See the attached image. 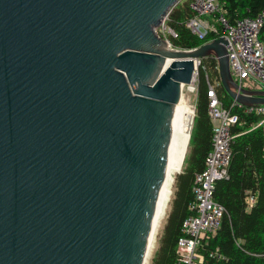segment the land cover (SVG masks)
<instances>
[{
  "label": "water",
  "instance_id": "1",
  "mask_svg": "<svg viewBox=\"0 0 264 264\" xmlns=\"http://www.w3.org/2000/svg\"><path fill=\"white\" fill-rule=\"evenodd\" d=\"M180 1L0 0V264H144L196 62L264 105L158 35Z\"/></svg>",
  "mask_w": 264,
  "mask_h": 264
},
{
  "label": "trees",
  "instance_id": "2",
  "mask_svg": "<svg viewBox=\"0 0 264 264\" xmlns=\"http://www.w3.org/2000/svg\"><path fill=\"white\" fill-rule=\"evenodd\" d=\"M190 2L181 0L165 21V26L173 33L165 35L173 48L192 50L221 37L217 33H208L200 39L187 28V22L195 16ZM219 3L231 24L264 14V0H219ZM259 38L264 42V25ZM209 84H217L216 94L225 108L233 103L221 84L217 60L213 57L201 59L190 144L182 171L175 178L171 211L152 264L177 263L184 221L194 214L190 210L195 200L193 185L196 175L205 169L213 138ZM233 112L240 120L231 130L235 139L228 176L216 183L214 193L215 201L225 212L219 230L198 247V253L204 258V264H264V125L253 129L262 117L245 115L237 108ZM250 195L257 198L251 208L247 204ZM248 208L250 212L246 211ZM217 248L225 257L219 262L210 257Z\"/></svg>",
  "mask_w": 264,
  "mask_h": 264
},
{
  "label": "built area",
  "instance_id": "3",
  "mask_svg": "<svg viewBox=\"0 0 264 264\" xmlns=\"http://www.w3.org/2000/svg\"><path fill=\"white\" fill-rule=\"evenodd\" d=\"M190 9L195 16L186 26L195 36L204 39L208 33H217L227 40L230 69L236 83L248 89H253L252 86L255 85V88L264 91V42L259 38L264 25V14L231 24L219 0H191ZM163 25L165 26V22ZM170 33L173 34L172 31ZM196 64L194 83L198 81L201 59ZM192 85L195 91L196 87ZM216 87L217 84H209L208 90L209 115L213 124L212 146L205 160L204 171L195 177V200L190 205L194 214L184 221L182 236L178 241L179 258L176 264H204L198 247L220 228L225 210L215 201L214 193L216 183L228 176L235 139L231 130L240 120L233 109L237 108L245 115L262 117L253 129L264 125V105L246 107L233 100L231 106L225 108L216 94ZM256 200L253 195L247 198L249 208L255 205ZM210 257L218 262L225 259L218 248Z\"/></svg>",
  "mask_w": 264,
  "mask_h": 264
},
{
  "label": "bare ground",
  "instance_id": "4",
  "mask_svg": "<svg viewBox=\"0 0 264 264\" xmlns=\"http://www.w3.org/2000/svg\"><path fill=\"white\" fill-rule=\"evenodd\" d=\"M186 86H190V85H186ZM186 86H184L183 88L182 97L178 104V106H181V108H180L178 126H177V131H176V136H175L173 153H172L171 162H170L167 175H166L163 194L159 202L155 220H154V225L151 230L150 241L151 240L153 241L154 235L157 232L158 227L161 224V221L164 219L167 205L170 200V193H171L170 183L173 182L176 175L182 171L184 158L188 152V148L190 144V139H191L192 130H193V122H194V111H193V108L190 106L189 100L186 99L183 95L186 89ZM192 88H193V85H192ZM146 259H147V255H146Z\"/></svg>",
  "mask_w": 264,
  "mask_h": 264
},
{
  "label": "rangeland",
  "instance_id": "5",
  "mask_svg": "<svg viewBox=\"0 0 264 264\" xmlns=\"http://www.w3.org/2000/svg\"><path fill=\"white\" fill-rule=\"evenodd\" d=\"M157 33H158V35L160 37H162L164 39H166V36L165 35L171 34L170 33V30L166 26H164V25H162L157 30ZM172 48H173V46H172ZM196 85H197V83L195 82L194 83V87H196ZM183 95H184V97L186 99L189 100L190 106L193 108V111H195V102H196V98H197V96H196V89H195V91H193L192 85L186 86V89H185ZM193 125H194V122H193ZM170 190H171L170 200H169L168 205H167V209H166V212H165V215H164V219L161 221V224L158 227V230H157V232L154 235L153 241L151 240L150 243H149V248H148L149 251H148V254H147V259L145 261V264H152V261H153L155 255H156V252L158 251V249L160 247V241H161L162 236H163V231L165 229V225H166V222H167V218H168V215H169V213L171 211V204H172V201H173V198H174L175 179H174L173 182L170 183Z\"/></svg>",
  "mask_w": 264,
  "mask_h": 264
},
{
  "label": "crops",
  "instance_id": "6",
  "mask_svg": "<svg viewBox=\"0 0 264 264\" xmlns=\"http://www.w3.org/2000/svg\"><path fill=\"white\" fill-rule=\"evenodd\" d=\"M252 87H253V89H257V88H255V87H256L255 85H253ZM246 211H247V212H250L251 209L248 208Z\"/></svg>",
  "mask_w": 264,
  "mask_h": 264
}]
</instances>
